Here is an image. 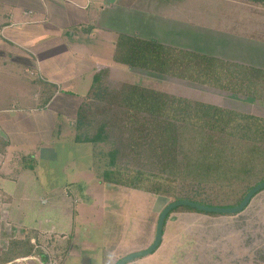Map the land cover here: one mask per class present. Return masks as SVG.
Here are the masks:
<instances>
[{
    "label": "crops",
    "instance_id": "obj_1",
    "mask_svg": "<svg viewBox=\"0 0 264 264\" xmlns=\"http://www.w3.org/2000/svg\"><path fill=\"white\" fill-rule=\"evenodd\" d=\"M176 5L179 1L0 0V198L6 207L0 220V264H112L96 256L93 243L75 249L72 242L64 259L54 256L42 235L29 237V255L13 260L3 256L16 238L27 243L24 229L59 236L69 232V228L59 233L55 225L45 230L42 223L38 228L27 222L28 209L23 206L47 204L50 195L55 202L64 201L68 194L75 196L70 187L90 189L86 183L91 180L99 191L103 189L100 199L109 193L99 181L107 170L103 153L99 163L95 144L75 141L78 110L95 76L114 68L109 62L118 36L154 39L149 35L154 17L168 20L164 15ZM204 40L211 38L204 36ZM244 41L264 47V43ZM204 50L198 53L214 56ZM254 59L264 63V53ZM76 168L79 174L74 178ZM88 171L91 177L83 184L80 176ZM33 191L45 194L31 197ZM64 221L68 224L59 216L58 222Z\"/></svg>",
    "mask_w": 264,
    "mask_h": 264
},
{
    "label": "trees",
    "instance_id": "obj_2",
    "mask_svg": "<svg viewBox=\"0 0 264 264\" xmlns=\"http://www.w3.org/2000/svg\"><path fill=\"white\" fill-rule=\"evenodd\" d=\"M247 1L264 8V0ZM112 61L264 104L261 68L125 34L116 40ZM108 73L95 76L75 126L76 143L111 145L102 156V182L152 193L168 204L189 200L220 208L238 206L264 182V117L138 84L110 88ZM178 209L222 216L189 207L171 212Z\"/></svg>",
    "mask_w": 264,
    "mask_h": 264
},
{
    "label": "rangeland",
    "instance_id": "obj_3",
    "mask_svg": "<svg viewBox=\"0 0 264 264\" xmlns=\"http://www.w3.org/2000/svg\"><path fill=\"white\" fill-rule=\"evenodd\" d=\"M174 1H179L180 6L176 5L164 15L168 20L154 17L156 19L152 22L149 35L155 36V40L194 52L205 49L206 53L233 63L264 67V63L258 64L254 59L264 53V47H253L244 41L249 39L264 43L263 7L247 0H170L171 4ZM177 7H180L179 10ZM258 22L261 27L257 26ZM200 36L203 41H200ZM204 36L211 40H204ZM109 64L114 66L113 61ZM124 82L264 117V104L261 102L124 66H114L109 70L106 79L108 87L118 88ZM95 146L99 151H95L97 161L101 163V154L107 153L111 145L96 143ZM96 173L99 174L98 171ZM76 174H79L77 168L74 178ZM89 176L90 171L80 176L83 184ZM42 179L43 176H39V180ZM93 181L86 183L90 184V189H87L88 186L85 189L70 187V192L74 189L75 196L68 194L64 201L57 199L55 202L50 195L47 204L23 206L28 209L27 222L38 225V228L42 223L45 230L55 225L58 232L69 228L66 231H69L68 235L38 234L37 231L24 229L27 243L23 245L16 238L4 256L9 259L30 251L28 242L31 235L35 238L44 236L46 248L63 259L72 242L75 249L81 248L84 243L95 244L96 256L106 257L112 264L148 249L154 242L159 215L168 203L152 193L109 183H105L109 193L100 199L103 189L99 191ZM43 194L44 191H33L30 196L36 198ZM59 216L67 219L68 224L58 222ZM26 226L31 227L27 223ZM75 249L73 252H76ZM109 252L115 256L112 257ZM45 255L43 253L41 257ZM263 259L264 191L253 198L244 212L235 215L214 217L185 209L171 212L160 247L151 255L128 264H264Z\"/></svg>",
    "mask_w": 264,
    "mask_h": 264
},
{
    "label": "water",
    "instance_id": "obj_4",
    "mask_svg": "<svg viewBox=\"0 0 264 264\" xmlns=\"http://www.w3.org/2000/svg\"><path fill=\"white\" fill-rule=\"evenodd\" d=\"M262 190H264V182L252 188L247 193L244 200L238 206L233 207V208L211 207V206L203 205L200 203L192 202L189 200H177V201L169 203L159 215L157 225H156L155 238H154V242L152 243V245L146 250H143L138 253H133V254L123 257L117 262V264H128L131 261H134L138 258H143V257L149 256L152 253H154L160 247L162 243L165 219L167 218V216L172 210H175L180 207H189L191 209H195L197 211L204 212V213L220 214V215H235V214L241 213L244 209H246V207L250 204L252 198Z\"/></svg>",
    "mask_w": 264,
    "mask_h": 264
},
{
    "label": "built area",
    "instance_id": "obj_5",
    "mask_svg": "<svg viewBox=\"0 0 264 264\" xmlns=\"http://www.w3.org/2000/svg\"><path fill=\"white\" fill-rule=\"evenodd\" d=\"M5 212H6V207L0 198V220H2L4 218Z\"/></svg>",
    "mask_w": 264,
    "mask_h": 264
}]
</instances>
